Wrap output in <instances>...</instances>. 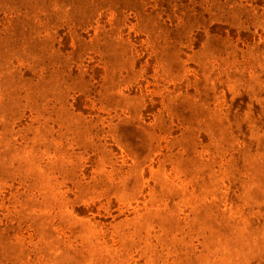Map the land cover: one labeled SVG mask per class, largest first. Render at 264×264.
Instances as JSON below:
<instances>
[{"label":"rangeland","instance_id":"rangeland-1","mask_svg":"<svg viewBox=\"0 0 264 264\" xmlns=\"http://www.w3.org/2000/svg\"><path fill=\"white\" fill-rule=\"evenodd\" d=\"M0 264H264V0H0Z\"/></svg>","mask_w":264,"mask_h":264}]
</instances>
